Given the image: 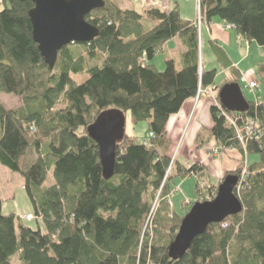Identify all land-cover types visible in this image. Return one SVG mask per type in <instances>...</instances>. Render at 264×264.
Instances as JSON below:
<instances>
[{
  "label": "trees",
  "instance_id": "trees-1",
  "mask_svg": "<svg viewBox=\"0 0 264 264\" xmlns=\"http://www.w3.org/2000/svg\"><path fill=\"white\" fill-rule=\"evenodd\" d=\"M32 8L31 0H0V92L22 100L15 109L0 105V164L23 178L33 220L41 219L43 229L15 223L14 214L1 212L0 198V264H264V98L241 113L211 105L212 127L197 132L196 149L213 140L220 153L256 155L247 159L245 174L242 165L231 173L238 177L234 193L242 210L208 224L180 258L170 259L168 246L184 216L166 203L170 182L194 177L193 203L205 201L198 199L201 182L211 198L221 182L201 163L185 165L167 154L168 119L196 97L198 86L214 85L215 70L201 67L193 20L181 19L176 8L138 13L104 0L85 16L98 36L62 47L49 69L32 39ZM199 8L206 22L229 24L264 49V0H199ZM174 37L184 47L180 67L167 60L160 71L152 59ZM211 49L225 68V52L215 43ZM233 74L216 85L217 100L224 84H239ZM76 75L86 77L77 83ZM110 108L128 112L133 124L147 122L153 137L143 143L144 137L125 133L115 146L114 174L104 179L87 128ZM222 112L236 127L255 120L259 137L240 142ZM48 173L53 182L45 187Z\"/></svg>",
  "mask_w": 264,
  "mask_h": 264
},
{
  "label": "water",
  "instance_id": "water-1",
  "mask_svg": "<svg viewBox=\"0 0 264 264\" xmlns=\"http://www.w3.org/2000/svg\"><path fill=\"white\" fill-rule=\"evenodd\" d=\"M28 12L31 35L39 54L52 69L58 51L70 43H88L99 34L96 27L85 20L92 11L101 9L104 0H31ZM218 101L229 112H246L249 108L238 83H226L218 91ZM87 133L98 147L102 176L114 174L115 146L125 134V116L117 108L106 109L88 126ZM238 182L235 175H227L217 186L210 200L198 201L184 214L173 241L168 246L170 259L180 258L192 240L202 234L210 223H219L242 210L234 190Z\"/></svg>",
  "mask_w": 264,
  "mask_h": 264
},
{
  "label": "rangeland",
  "instance_id": "rangeland-1",
  "mask_svg": "<svg viewBox=\"0 0 264 264\" xmlns=\"http://www.w3.org/2000/svg\"><path fill=\"white\" fill-rule=\"evenodd\" d=\"M106 1L117 5L121 9L133 8V4H136V5H138L139 8H141L140 10H143L147 7H151L148 4H155L156 6H159L161 4L160 6H161V8H163V10H168V7H166V4L164 2H162V0H156V1L155 0H106ZM171 2H174L173 3L174 7H175V5L177 6L176 7L177 11L181 15V17L190 18L192 20H195L196 9H197L195 0H177L176 3L174 0H171ZM146 5H148V6H146ZM140 6H142L143 8ZM167 13H169V10ZM202 37H204L203 34H202ZM239 45H240L242 52H245L246 49H248V43L245 42L244 40L242 42H240ZM172 47H173V45H172ZM199 54H200V63L201 64L210 63L214 59V54H213L212 50L210 49V47H208V43L203 40L202 45H201V38H200ZM164 56H165L164 53H160V54H156L152 59V62L158 65L157 69L160 71H162L165 67V61L163 59ZM251 56H252V59L248 62V64L245 63V64H247L248 69L242 70V75L245 77V79L247 81L255 80L258 83V88L253 91L250 88H247L242 83H239L240 84L239 86L241 88V92L243 94V97L246 101L261 102L264 98V50L261 48L260 52H258V53H255V51H251ZM175 57H177V54L174 55V58ZM161 60L163 61V63H160ZM89 64L90 65L95 64V61H91V62H89ZM243 66L244 65H242V67ZM229 74H231V72H229ZM223 76H224V74H222V77ZM85 77H86V75H76V76H73V79L77 83H81L82 81H84ZM219 80H222V78H219ZM220 82L221 81H218L216 83V85H219ZM199 89H200V92H199L198 98H195V97L193 98L194 107H195V102H197L200 99L201 94L205 93L203 88H200V86H198V90ZM198 90H197V92H198ZM207 95L209 96L210 100L212 101V104H214L213 98H216V92L213 90L212 94H210L208 92ZM0 105H2L5 109L18 108L22 105L21 96L18 95L17 93L6 94V93L0 92ZM193 110H195V108H193ZM124 116H125L126 133L128 135L134 136V137H136L142 141H143V137H144L143 142H145V143L149 142V140L153 137V135L149 136V133H148V134L144 135L143 137H141L147 129V122H139L137 124H133L130 121V117H129L128 112L125 113ZM165 133H166V138L169 141V147L167 150V154L169 155L170 159H173V158H175L176 154H178L180 152V145H182L181 142H184V140L182 137L178 140V142L177 141L175 142V139L174 138L171 139V137H169L166 130H165ZM240 133H241V130H240ZM194 144H195V141H194ZM207 145L202 147L204 149L203 150L204 154H206L205 152L208 151L209 146H207ZM175 147H176V149L174 150ZM215 150H218V148L213 147L210 150V153L212 156H214L213 153L215 152ZM234 151H236V150H234ZM222 153H224V152H222ZM222 153H220L218 150V155L214 156V157H218ZM255 156L256 155H254V154H250L249 156H247V159H249V161H251L253 159V157H255ZM247 159H246V154L243 153V155H240L239 166L242 165L241 168L243 167L241 174H243L245 172V167L248 165ZM238 168H240V167H238ZM235 170L229 171L230 174L233 173ZM223 177L219 180V182L223 180ZM213 181L217 182V180H214V179H213ZM52 182H53L52 176L50 173H48L47 178H46L43 186L47 187V186L51 185ZM179 182H184V183H180V184H183L181 188H177L178 187L177 185ZM195 182H196V180L194 177H188V178H185L183 180L182 179L181 180L180 179H174L173 182H170V191L168 192V195L165 198L168 207L173 206L172 203L174 201L176 203V206L174 207V211L180 215L185 214L186 211H188L190 209L191 205L193 204V202L196 198L195 191H194ZM199 186H200V189L202 190V193L200 194V196H199L200 198H198V199L199 200H203V199L210 200V199H212L210 196V193H209V189H207L205 187V183L201 182V184H199ZM156 193H157L156 197H155L156 200H155V202H153V204L151 206V213H152L151 215H153L154 210L157 208L158 203L161 200V197H159L160 191H158ZM213 196H215V195H213ZM0 198H1V212L3 214H14L15 215V223L21 221L22 223L28 225L29 227H31L33 229H36L38 226L41 229H43V223H42L41 219L33 220V218H32L31 221H26L24 219L25 215H30L31 217H34V209H33L32 203H31V201H30V199H29V197L25 191V188L23 185V178L17 172H13L1 164H0ZM12 260L14 263H16L17 257L16 256L13 257Z\"/></svg>",
  "mask_w": 264,
  "mask_h": 264
},
{
  "label": "crops",
  "instance_id": "crops-1",
  "mask_svg": "<svg viewBox=\"0 0 264 264\" xmlns=\"http://www.w3.org/2000/svg\"><path fill=\"white\" fill-rule=\"evenodd\" d=\"M162 2L166 4V7H168L169 12L173 11L177 7L176 5L175 7L173 6L174 2H171V0H162ZM148 5L162 12H166V13L168 12V10H163V8H161L160 6L161 4L160 5L158 4L159 6H156L155 4H148ZM132 9H134L138 13H141L142 11L140 10L141 8H139L138 5L136 4H133ZM178 15L180 16L181 19L192 20L190 18L181 17L179 12ZM223 24L224 23L218 19H213V21L211 22L205 21V23L200 28L199 42L201 38V45L204 40L205 42L208 43V47H210V49H211V43H215L216 46H218L220 49H222L225 52L228 59L227 60L228 65L225 68L220 67L217 64L215 55L213 61L211 60L212 62L201 64V67L204 70H211V69L215 70L216 74L214 77V85L203 88L205 93L201 94L200 99L197 102H195V107L193 104V98L186 100L183 103L180 111L168 119L165 127V130L168 133L169 137H171V139L174 138L175 142L176 141L178 142V140L182 137L184 140V142H181L182 145H180V152L176 154L175 158L181 161L182 163H184L185 165H189L192 162L201 163L207 168L211 177L217 181H219L225 175L226 172L235 170L239 167V158L241 154L237 151L229 150L222 153L218 157H214L210 153V150L213 147H216L215 142L213 140L208 143L207 146H209L208 148L209 152L208 151L205 152L206 154H204L203 148L196 149L194 144V139L197 132L202 127H205L207 129H210L212 127V119L210 114V107L212 105V101L210 100L207 93L209 92L210 94H212V91L216 88V83L218 81L224 82L233 78L234 77L233 72L236 74V77L242 75V70L248 69L247 64L252 59L251 51H255V53H258L262 48L261 46L257 45L254 41L249 42L245 39H242L235 32L234 29H225L223 27ZM202 34L204 37H202ZM243 40L248 43V49H246L245 52H242L239 45V43L242 42ZM183 51H184V47L181 43V40L178 37H174L173 39L166 42L162 46L161 51L157 54L164 53L165 54V56L163 57L164 61L166 62L167 60H173L176 68H179L180 57ZM175 54H177V57L174 58ZM160 63H163V61L161 60ZM154 65L158 68L157 64L154 63ZM242 65L244 66L242 67ZM229 72H231V74H229ZM222 74H224L223 77ZM219 78H222V80H219ZM193 108H195V110H193ZM146 132L147 129L141 137H143L146 134ZM175 149L176 147L174 148V150ZM180 183H184V182H179L177 188L182 187L183 184ZM172 205L174 209L176 203L173 201Z\"/></svg>",
  "mask_w": 264,
  "mask_h": 264
},
{
  "label": "built area",
  "instance_id": "built-area-1",
  "mask_svg": "<svg viewBox=\"0 0 264 264\" xmlns=\"http://www.w3.org/2000/svg\"><path fill=\"white\" fill-rule=\"evenodd\" d=\"M195 1H196V8L197 9H196V18H195V20H193V24L196 27L198 33H200V28L205 23V20H204L203 16L201 15V12H200L199 0H195ZM223 27L225 29H232V26L229 25V24H223ZM239 83L244 84L247 88H250L253 91L258 88V83L255 80L247 81L243 75L239 76ZM199 92H200V89L198 90L197 95H196L195 98H198ZM213 100H214V105L220 108L221 106L219 104V101L216 98H213ZM222 114L227 116L224 112H222ZM227 119H228L229 123L231 125H233V127L235 128L237 138H238V140L240 142H242L243 136H248V137H253L254 136L256 138L259 137L260 134L255 136L256 132L260 133V130L257 128L258 124H257V122L255 120H252V119L249 120L243 127H236L234 125L236 120H234V119H232V118H230L228 116H227ZM240 130H241V133H240ZM149 136H152V133H149ZM143 143H145V142H143ZM213 155L217 156L218 155V150H215ZM236 190L238 191L237 185L235 187V193H236ZM32 218L33 217H31L30 215H25L24 216V219L26 221H31Z\"/></svg>",
  "mask_w": 264,
  "mask_h": 264
}]
</instances>
